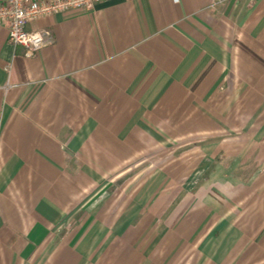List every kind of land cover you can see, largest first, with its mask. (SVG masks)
Instances as JSON below:
<instances>
[{
  "label": "crops",
  "instance_id": "crops-1",
  "mask_svg": "<svg viewBox=\"0 0 264 264\" xmlns=\"http://www.w3.org/2000/svg\"><path fill=\"white\" fill-rule=\"evenodd\" d=\"M27 29L33 57L0 24V264H264V0Z\"/></svg>",
  "mask_w": 264,
  "mask_h": 264
},
{
  "label": "built area",
  "instance_id": "built-area-1",
  "mask_svg": "<svg viewBox=\"0 0 264 264\" xmlns=\"http://www.w3.org/2000/svg\"><path fill=\"white\" fill-rule=\"evenodd\" d=\"M105 0H0V24H9V42L26 48V56L39 53L45 43L39 30H28L30 21L58 13L84 10L90 11Z\"/></svg>",
  "mask_w": 264,
  "mask_h": 264
},
{
  "label": "rangeland",
  "instance_id": "rangeland-1",
  "mask_svg": "<svg viewBox=\"0 0 264 264\" xmlns=\"http://www.w3.org/2000/svg\"><path fill=\"white\" fill-rule=\"evenodd\" d=\"M151 159H152V157H150V158L146 157L147 162H149V161L151 162Z\"/></svg>",
  "mask_w": 264,
  "mask_h": 264
}]
</instances>
